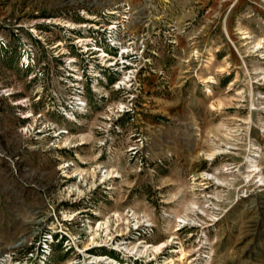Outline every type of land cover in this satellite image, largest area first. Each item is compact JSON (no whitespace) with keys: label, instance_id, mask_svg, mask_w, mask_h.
I'll list each match as a JSON object with an SVG mask.
<instances>
[{"label":"rangeland","instance_id":"obj_1","mask_svg":"<svg viewBox=\"0 0 264 264\" xmlns=\"http://www.w3.org/2000/svg\"><path fill=\"white\" fill-rule=\"evenodd\" d=\"M109 20L140 69L120 89L122 73L86 84L67 120L63 61ZM81 207L84 253L115 255L86 231L118 215L153 225L131 245L175 238L121 262L264 264V0H0V264H40L49 216ZM78 257L52 241L44 264Z\"/></svg>","mask_w":264,"mask_h":264},{"label":"built area","instance_id":"obj_2","mask_svg":"<svg viewBox=\"0 0 264 264\" xmlns=\"http://www.w3.org/2000/svg\"><path fill=\"white\" fill-rule=\"evenodd\" d=\"M114 12L115 11H113V13ZM91 26L92 28L88 27V30L92 31L93 36L88 37L87 41H84L85 39L83 38L78 40V53L80 55V59L78 60L73 56L66 57L63 61V66L66 69L65 82L69 83L71 87H73L75 93L71 95L69 103L66 106H62L60 108L61 111L58 113L61 117L70 121H75L76 117L86 110V84L92 92H95L99 81L104 80V77L102 76L104 73H112L114 75L122 73L121 79H117L113 84L116 89H120L122 85L126 84L125 82L134 78L135 73H137L140 69V67H137L132 62L131 56L137 54V50H134L132 46L133 41L129 40L126 45H122L119 24L116 20H109V23L102 28L94 24ZM140 51L142 52L143 49L141 50L140 48ZM125 108L126 106L123 105L120 112ZM129 110H131V108H129ZM103 172H105V170H103ZM79 178H82V174L79 175ZM72 190L74 191V189L71 188L68 192L71 194L73 192ZM86 210L89 209L84 210L81 207L71 213L66 212L62 217L61 223L57 221V217L52 215L49 216V223L44 224L39 230L40 240L37 247L38 251H36L38 263L44 264L46 254L49 253L50 243L52 241L62 242V246L65 251L75 249L81 254V257L68 260L65 264H127V262H121L120 260L127 258H141L138 257V251L136 253V250L129 249L133 246H141L143 242L138 240L136 242L137 245H131L132 236L129 235V233L131 230L139 231V228H142L141 233L146 234L148 228L153 227V225L147 220H140L141 222L139 223H136L137 220H133L134 227L131 230L129 227H127L126 231H122V228L121 231H119L118 229H120V227L116 228L118 233L114 232L116 231L114 229L111 234L107 236L108 238H105L104 236H94L93 234L97 225L101 223V221L96 223V227L94 226L95 228L88 225V230L86 231L88 239L86 247L92 249L105 247L114 251L115 255L82 252L85 247L80 249L81 239L76 230V228H78V222L73 219L78 213ZM127 212V216L132 218V211ZM91 215H93L92 217L97 216L95 209L91 211ZM54 221L57 222V225L54 224ZM138 235L141 236L140 233H138ZM143 245H146V242H144ZM28 255L33 256V253L30 252ZM152 258L153 256H149L148 260ZM12 264L23 263L18 259L13 261Z\"/></svg>","mask_w":264,"mask_h":264},{"label":"bare ground","instance_id":"obj_3","mask_svg":"<svg viewBox=\"0 0 264 264\" xmlns=\"http://www.w3.org/2000/svg\"><path fill=\"white\" fill-rule=\"evenodd\" d=\"M247 162H248V167H252L253 166V163H252L253 162V159L250 158V159L247 160ZM250 171H252V170H250ZM113 176L116 177L117 175H113V172H109L105 176H103V180H104V178L107 179V178H111ZM260 180H262V178H260ZM132 215H133V212H132ZM114 216H115V220H116V223L114 224V229L116 230V228H119L118 226L120 225L119 224L120 223L119 222L120 221V217L118 215H114ZM147 221L149 222V220H147ZM108 223H109V221H105V222L99 223L97 225V228L95 229V231L93 233L94 236H104L105 238H108L107 236H109L111 234V232H112V230H111L112 228L110 229V226L108 225ZM136 223H138V221ZM118 230L121 231V228L118 229ZM118 230H116V231H118ZM174 239H175L174 237H171L170 240L168 239V240L163 241V242H161V243H159L157 245H152V244L146 243V245L133 246L129 250H136V253L138 251V257H142L145 254L148 255L149 253H152V254H160V252H163V250L167 247V245H169L170 242L173 241Z\"/></svg>","mask_w":264,"mask_h":264}]
</instances>
